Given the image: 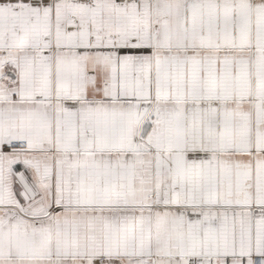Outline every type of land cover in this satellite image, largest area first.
I'll return each instance as SVG.
<instances>
[{
	"label": "snow or ice",
	"instance_id": "6c2138e0",
	"mask_svg": "<svg viewBox=\"0 0 264 264\" xmlns=\"http://www.w3.org/2000/svg\"><path fill=\"white\" fill-rule=\"evenodd\" d=\"M0 264H264V0H0Z\"/></svg>",
	"mask_w": 264,
	"mask_h": 264
}]
</instances>
